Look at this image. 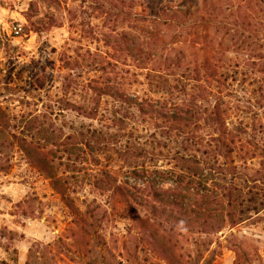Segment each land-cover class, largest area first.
Wrapping results in <instances>:
<instances>
[{"label": "rangeland", "instance_id": "1", "mask_svg": "<svg viewBox=\"0 0 264 264\" xmlns=\"http://www.w3.org/2000/svg\"><path fill=\"white\" fill-rule=\"evenodd\" d=\"M0 264H264V0H0Z\"/></svg>", "mask_w": 264, "mask_h": 264}]
</instances>
